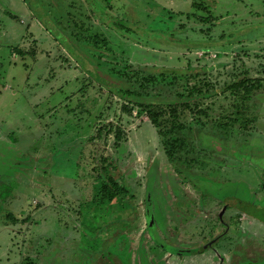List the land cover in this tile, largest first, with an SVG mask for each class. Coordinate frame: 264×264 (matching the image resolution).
Returning a JSON list of instances; mask_svg holds the SVG:
<instances>
[{
    "label": "rangeland",
    "instance_id": "374dc122",
    "mask_svg": "<svg viewBox=\"0 0 264 264\" xmlns=\"http://www.w3.org/2000/svg\"><path fill=\"white\" fill-rule=\"evenodd\" d=\"M123 70L176 80L124 97L137 81ZM245 74L264 78V0H0V264H264V90L244 103L248 128L221 126L224 87ZM194 85L208 118L185 111L182 130L121 110L192 102L176 93ZM108 123L118 147L95 136ZM101 155L129 195L90 207Z\"/></svg>",
    "mask_w": 264,
    "mask_h": 264
},
{
    "label": "trees",
    "instance_id": "16d2710c",
    "mask_svg": "<svg viewBox=\"0 0 264 264\" xmlns=\"http://www.w3.org/2000/svg\"><path fill=\"white\" fill-rule=\"evenodd\" d=\"M203 5L200 3H196V2L191 3V6L194 8V10L196 9L197 11H199L200 9L205 11L206 10L205 7L207 8V6H203ZM192 15L199 16V15H194V14ZM197 19L201 21L203 25H207V23L211 22V17L208 15L207 17L200 16ZM15 52L20 55L29 54L31 56L32 50L22 51L16 48ZM119 76L123 77L126 80L134 79V81H137L136 83L137 87L130 88V90L123 89L119 91V93L120 94L122 93L124 97L135 95L137 96V98L140 97V94H143L141 90L144 91L145 93L144 95L147 96V93L145 92V90L148 87L155 88L156 86H159L162 84L164 85L167 84L168 87H171L173 86L172 85L173 82L176 80V77L175 78L173 77V82L167 81L168 79H170V77L164 76L162 74L160 75L158 74L155 76L154 75H148V76L140 75L137 77L136 74L129 73L128 71L125 72L124 70L123 72L119 74ZM190 89L191 91L187 92V94L176 93V96L180 98V100L183 99L184 97L186 98L189 96L196 97V99L192 102H188V101L175 102L174 101V102L167 103V104H161L155 101L145 102L143 100L132 102V101L125 100L124 97H121L122 99H124L123 101L124 104L121 106V110L130 115L133 108H136L137 109L136 114L138 115L145 114L146 117L148 118L149 123L155 128L158 134L161 133V131L163 133L165 132V134H170L171 131H174V129L182 130L183 125H181L180 123L178 124V122H179L181 113L185 111L190 112V114L199 115L201 117L208 118L207 108L201 109L199 102H198L199 100L207 96L206 95L208 93L207 88H206L205 95H202L199 99L196 96V94L201 95V91L196 87V85L191 86ZM258 90H261V91L264 90V78L263 77L252 78V77H249L247 74L241 77L235 76L233 81H231L224 87V91H223V92H228L229 95L234 99L231 104V107L235 108V111L228 116L225 115L227 121L222 122L221 126L222 127H229L231 125L234 126L236 125L237 122H239V123H243L245 125V128H248L247 123L253 122L254 119L256 118L250 117L249 119H246L244 117L245 114L241 113L243 112L242 108L245 107L244 105L245 101L249 100L252 97L251 95L253 94V92L258 91ZM240 117L245 118V119L242 120L241 122ZM219 122L221 121L218 120V123ZM102 126L103 125L97 126L95 130V133H96L95 136L101 137L102 135L101 132H102L107 137L109 134L113 132L112 145H114L115 147H118L120 143L122 142V140H124V135H123L122 130L116 126V128H114V131H112L111 124L109 123L107 125H104L103 127ZM180 143H181V140L177 137H175L174 139H170L169 141L166 138L165 140L162 141V144L165 146V148H166V144L168 146L165 151L167 157L169 158L172 157L174 151L176 150V147H179ZM181 148H182V145H181ZM108 158H109L108 156L107 157L102 156V155L99 156L98 165L96 167H92V170L95 171V173H98V172L102 173V178L99 179L100 177L95 174L97 176V183L91 190L92 191L91 196L87 204L90 207L109 205L113 200L117 198L122 199V198L128 197L129 195L128 188L124 184H122L113 173L111 175L110 168L112 166ZM6 217L7 219H10L12 221L15 220L14 217L11 215H7ZM16 264H35V263L33 261H28L26 263L21 262V263H16Z\"/></svg>",
    "mask_w": 264,
    "mask_h": 264
},
{
    "label": "flooded vegetation",
    "instance_id": "af4514ba",
    "mask_svg": "<svg viewBox=\"0 0 264 264\" xmlns=\"http://www.w3.org/2000/svg\"><path fill=\"white\" fill-rule=\"evenodd\" d=\"M220 200H222L221 198H219ZM225 203H228V202H224L223 204H222V210L220 211V215L218 216V217H216V219H215V222L219 225H221V226H223V228H221V230H219V231H224L225 230V232H227V230H229V229H227V227L225 226V222H223L222 221V219H223V217H224V213H225V210H226V208L225 207H228ZM238 203H236V205H237ZM255 209V208H254ZM259 216H262V218L261 219H259V221L260 222H263L262 224L264 225V209L263 210H261V212L258 214ZM237 218V217H236ZM221 222V223H220ZM215 224V223H214ZM213 223H212V230L213 231H218L215 227H217V226H215ZM236 224H237V226H238V221H236ZM226 228V229H225ZM211 230V229H210ZM218 233L219 232H217L216 233V235H215V238L216 239H218L219 238V236H218ZM229 239V238H228ZM249 260H243V263H241V264H249L250 262H248ZM251 261V260H250ZM232 263V261L230 262V264Z\"/></svg>",
    "mask_w": 264,
    "mask_h": 264
},
{
    "label": "crops",
    "instance_id": "0c3cea01",
    "mask_svg": "<svg viewBox=\"0 0 264 264\" xmlns=\"http://www.w3.org/2000/svg\"><path fill=\"white\" fill-rule=\"evenodd\" d=\"M196 96H198L197 94H196ZM263 106H264V103L263 104H261V102L259 101V103H258V108L260 109V108H263ZM262 110V109H261ZM262 112V111H261ZM256 114H255V118H256Z\"/></svg>",
    "mask_w": 264,
    "mask_h": 264
}]
</instances>
